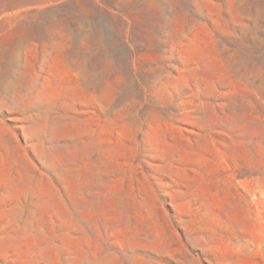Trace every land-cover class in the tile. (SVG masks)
<instances>
[{
	"label": "rangeland",
	"instance_id": "374dc122",
	"mask_svg": "<svg viewBox=\"0 0 264 264\" xmlns=\"http://www.w3.org/2000/svg\"><path fill=\"white\" fill-rule=\"evenodd\" d=\"M0 264H264V0H0Z\"/></svg>",
	"mask_w": 264,
	"mask_h": 264
}]
</instances>
